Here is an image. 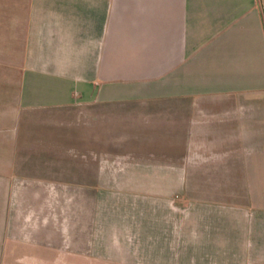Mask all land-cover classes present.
<instances>
[{
  "label": "crops",
  "instance_id": "1",
  "mask_svg": "<svg viewBox=\"0 0 264 264\" xmlns=\"http://www.w3.org/2000/svg\"><path fill=\"white\" fill-rule=\"evenodd\" d=\"M0 264H264V0H0Z\"/></svg>",
  "mask_w": 264,
  "mask_h": 264
},
{
  "label": "rangeland",
  "instance_id": "2",
  "mask_svg": "<svg viewBox=\"0 0 264 264\" xmlns=\"http://www.w3.org/2000/svg\"><path fill=\"white\" fill-rule=\"evenodd\" d=\"M85 114L84 113H82V117H85L84 116ZM86 116H87V118H82V120H88V114H86ZM83 140V142H85V139H82ZM87 141H88V139H87ZM67 146H69V144L67 145ZM84 147V146H83ZM88 147V146H87ZM115 148V147H114ZM119 148H122V147H119ZM80 150H81V148L78 146V150H77V148H76V150H75V159L73 158V157H71L70 159H71V161L72 160H76V163H77V165H79V161L78 160H80V155H81V152H80ZM82 150H83V148H82ZM72 152H74V150H71ZM87 151V153H83V158L85 159L86 158V160H85V163H87V165H88V159H89V150H86ZM85 151V152H86ZM73 156V155H72ZM120 158V155H119V157H118V159ZM120 160V159H119ZM73 162V161H72ZM69 162L67 161L65 164L67 165ZM79 175V174H78ZM67 178V180H72V179H78V181H82V182H88V186L89 187H94L95 186V184H96V175H94V174H91V173H86L85 171H83V172H81V175L79 176V177H75L74 175H72L71 174V176L69 175V176H67L66 177Z\"/></svg>",
  "mask_w": 264,
  "mask_h": 264
}]
</instances>
